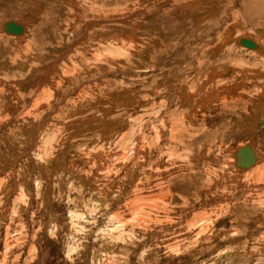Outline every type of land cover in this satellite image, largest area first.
Returning a JSON list of instances; mask_svg holds the SVG:
<instances>
[{
	"label": "rangeland",
	"instance_id": "374dc122",
	"mask_svg": "<svg viewBox=\"0 0 264 264\" xmlns=\"http://www.w3.org/2000/svg\"><path fill=\"white\" fill-rule=\"evenodd\" d=\"M0 23V264H264V171L221 178L264 154L238 36L264 37V0H0Z\"/></svg>",
	"mask_w": 264,
	"mask_h": 264
},
{
	"label": "bare ground",
	"instance_id": "6f19581e",
	"mask_svg": "<svg viewBox=\"0 0 264 264\" xmlns=\"http://www.w3.org/2000/svg\"><path fill=\"white\" fill-rule=\"evenodd\" d=\"M79 1H81V3L83 4V1L84 0H79ZM81 13V12H80ZM92 14V13H91ZM86 15H89V14H86ZM85 15V16H86ZM83 16V15H82ZM80 17V16H79ZM1 24V23H0ZM15 25H17V24H15ZM242 27V26H241ZM244 27V26H243ZM242 27V31H241V34H239L238 36H245L244 38H242L241 40V42H244L245 40L244 39H248L249 37H253L254 39H255V43L253 42V39L252 38H250V39H252V41L251 40H249V41H251V42H246V46H248V47H250V48H254V47H256V53H254L255 52V49H254V51L252 52V51H250V50H247V51H244V50H242L240 53L241 54H243V58H241V59H244V58H246V57H248V58H255L256 60H255V62L257 61L258 62V66H261L262 68V70H264V45H262V43L260 44V42L262 41V39H264V37H259V36H257V35H253V34H249V33H247L245 30H244V28ZM2 29V28H1ZM4 29V32H5V34L7 33L8 34V31L9 32H12V33H15V32H23V34L22 35H20V36H17L18 38L17 39H20V40H18V41H22V40H25V39H27L26 38V36H27V34H26V31L28 30V27L25 25V24H18V26H10L9 28L7 27V28H3ZM17 30V31H16ZM242 33H244V35L242 34ZM21 34V33H20ZM246 35H249V36H246ZM10 38H13V39H15V37H13V36H9ZM117 38V36L114 38V39H116ZM238 40V39H237ZM240 40V39H239ZM239 40L237 41V42H239ZM118 41H120V40H118ZM116 42H112V43H109L108 44V46H113L114 48L113 49H109V50H107V52L110 54V55H112V56H116V53L117 52H115V51H113L114 49L115 50H117V51H121V47H119V46H114V45H116L115 44ZM238 44V43H237ZM105 46V45H104ZM107 46V47H108ZM106 48V47H105ZM261 52V53H260ZM123 53V52H122ZM96 54H97V52H96ZM118 54V53H117ZM97 56H98V54H97ZM239 63H241V62H239ZM249 65H244V66H242V69L241 68H239L240 70L239 71H245L246 73H251L252 72V69L251 68H249L248 67ZM258 66H256V67H258ZM250 67H252L251 65H250ZM255 67V66H254ZM254 67H252V68H254ZM255 67V68H256ZM258 69V68H257ZM234 70V69H233ZM232 70V71H233ZM263 73H261L263 76H264V71H262ZM234 73V72H233ZM241 73V72H240ZM49 74V73H48ZM67 74H70V70H68L67 69V71H65L64 72V75H67ZM229 74V73H228ZM260 74V75H261ZM231 75H233L232 73H231ZM244 75V74H243ZM258 75V74H257ZM261 75V76H262ZM225 78V77H224ZM223 78V79H224ZM238 78V77H237ZM226 79V78H225ZM55 78H54V80H51V86L53 87V85H54V82H55ZM219 81V80H218ZM224 82V81H223ZM218 84V83H217ZM240 86V85H239ZM223 87H225V86H223ZM259 91H257V93H262V97H261V101H263L264 100V81L262 82V83H256V86H255ZM225 88H227V89H225ZM225 88H221V87H217V88H214V90H212V92H210L209 93V95H210V100H215V101H219V100H222L223 99V97H224V94H227L231 89L230 88H233V87H230V86H226ZM229 89V90H228ZM47 90V89H46ZM51 91H53V89L51 88V89H48L47 90V93L49 94V95H51L52 93H54V92H51ZM263 98V99H262ZM189 101V100H188ZM180 102V101H179ZM184 102V101H183ZM186 102V101H185ZM191 104H192V102L190 103H188V105H187V107H190L191 106ZM187 120V119H186ZM183 122V121H182ZM188 122V121H187ZM186 123V122H185ZM186 125V124H185ZM184 124H183V126H185ZM159 123H157V124H155L154 125V132L157 130V131H160L159 130ZM137 127V126H136ZM160 127H162V126H160ZM173 128H172V132H173V130H174V127H175V124H174V126H172ZM152 129H153V127H152ZM182 129V128H181ZM142 130V127L140 128V133H137L136 131H135V129H131L129 132H128V134H126V135H123V136H121L120 138H118L119 140H118V142L116 143L117 145L118 144H120L119 145V148H120V146L122 145L121 144V142L122 141H124V140H127V139H130V141L132 140V139H134V142H138V140L140 139V137L138 136L139 134H142V132L143 131H141ZM161 131H162V129H161ZM57 135V134H56ZM122 135V134H121ZM128 136H131L130 138H127ZM141 136V135H140ZM161 135H159V133L157 132L156 134H155V137H156V140H157V142H159L158 140V137H160ZM138 137H139V139H138ZM113 138V137H112ZM125 138H127V139H125ZM136 138V139H135ZM142 138V137H141ZM147 139V138H146ZM147 141V140H146ZM145 141V142H146ZM128 142V141H127ZM141 142H143V141H141ZM123 143H125V142H123ZM129 143V142H128ZM132 143V142H131ZM144 143V142H143ZM146 144H148V143H145V145ZM150 144V143H149ZM172 145V144H171ZM128 146V145H127ZM132 146V145H131ZM170 145H168V147H169ZM129 147V146H128ZM127 148V147H126ZM173 148V147H172ZM144 150V149H143ZM192 155V154H191ZM229 155L230 156H232L231 157V160L233 161H231L230 159L228 160V162L226 161V160H222V159H220V160H222V161H224V163H223V171H222V176H221V178H225V175L227 174V175H229V178L230 177H232V175H233V171H234V168L236 167L237 169H238V172L240 173V174H242L243 176H247L248 175V178L249 177H254V176H256L257 175V177L256 178H258V172L259 171H261L262 170V172L264 171V154L263 153H261L260 152V150L257 148V145H255V144H253V145H251V146H248V147H246V148H243V149H239L237 152H232L231 154H228L227 156L229 157ZM237 155H238V158H237ZM240 157V158H239ZM225 158V157H224ZM226 159V158H225ZM228 159V158H227ZM219 160V161H220ZM240 166V167H239ZM240 168V169H239ZM236 170V169H235ZM237 173V172H236ZM38 183V182H37ZM146 183V184H145ZM142 185H149V184H151L149 181L148 182H144V183H141ZM244 184V183H243ZM162 185V184H161ZM248 185V184H247ZM255 185V184H254ZM260 185V184H259ZM258 185V186H259ZM246 186V185H245ZM166 193H169V192H164L163 191V195H165ZM163 195H161V197L163 196ZM166 204H167V202H166ZM79 216V214H77V213H74V212H72V217L75 219V217H78ZM209 220V219H208ZM122 220H121V218L120 219H117V217H112L111 219H110V221L108 222V224L106 225V230H105V232L106 231H108L112 236H122V234L120 233L121 232V229L123 228V227H125V222H121ZM200 227H201V229H202V231L201 232H204L205 230H206V228L204 227V226H201V225H199ZM120 233V234H119ZM115 237V238H116ZM74 249V248H73ZM74 251V250H73ZM229 261H233V262H235L234 261V258L232 257H229V258H227ZM244 260H246V259H244Z\"/></svg>",
	"mask_w": 264,
	"mask_h": 264
}]
</instances>
